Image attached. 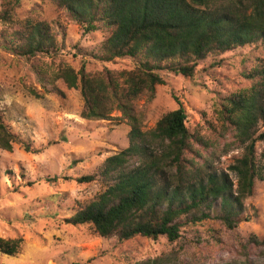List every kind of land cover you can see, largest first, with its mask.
<instances>
[{
  "label": "trees",
  "instance_id": "16d2710c",
  "mask_svg": "<svg viewBox=\"0 0 264 264\" xmlns=\"http://www.w3.org/2000/svg\"><path fill=\"white\" fill-rule=\"evenodd\" d=\"M50 1L65 23L79 26L84 34L104 35L100 53L93 56L102 68L89 70L88 60H80L77 67L61 62L53 70L30 63L21 78L24 88L36 99L42 94L61 99V88L77 90L83 100L81 119L105 121L118 112L129 126L127 147L103 162V192L91 202H76L65 225L86 227L92 237H115L120 243L136 237L175 242L181 228L210 217L228 230L236 229L255 182L264 180V154L259 160L255 155L256 141H264V132L257 134L256 129L264 121V62L243 73L251 82L247 90L233 92L220 103L219 136L231 134L232 143L244 151L228 166L234 179L213 170L209 159L200 164L193 158L208 145L200 134L202 126H188L183 108L163 113L153 129L143 131L135 103L140 96L154 97L155 88L164 83L162 73L191 81L209 56L244 47L264 49V0ZM21 2L5 1L0 23H11ZM20 25V31L2 37L3 50L34 61L40 55H55L60 43L64 46L65 29L59 20L25 19ZM123 60L135 66H107ZM203 124L212 128L209 121ZM18 143L30 151L0 115V150L11 152ZM216 206L217 214L212 215ZM20 243L19 238H0V253L15 256ZM138 264L170 262L160 256Z\"/></svg>",
  "mask_w": 264,
  "mask_h": 264
},
{
  "label": "rangeland",
  "instance_id": "374dc122",
  "mask_svg": "<svg viewBox=\"0 0 264 264\" xmlns=\"http://www.w3.org/2000/svg\"><path fill=\"white\" fill-rule=\"evenodd\" d=\"M5 1L0 0V12L6 8ZM15 13L11 23H0V115L30 151L22 143L14 144L11 152L0 150V238L21 239L19 253H0V264H138L160 256L170 264H264V245L260 244L264 240V180L255 182L234 230L210 217L181 228L175 242L165 237L157 241L136 237L120 243L115 237H92L86 227L65 225L64 218L73 213L76 202H91L103 192V162L127 147L129 126L118 112L105 121L81 119L83 100L77 90L60 87L61 99L29 95L21 78L28 74L30 63L53 70L61 62L77 67L80 60H88L89 70H100L102 65L93 56L100 53L104 35L84 34L79 26L65 23L50 0H22ZM25 19L59 20L65 29L64 46L60 43L55 55H40L34 61L3 50L2 37L20 31ZM262 62L263 48L244 47L207 57L191 81L162 73L164 83L155 88L154 97L140 96L135 103L142 130L153 129L163 113L183 108L188 126H202L200 134L208 145L201 148L200 157L193 158L200 164L209 159L213 170L234 179L228 166L244 151L232 143L231 134L219 136L220 103L233 92L247 90L251 82L243 73ZM217 63L220 67L209 68ZM107 66L130 69L135 62L123 60ZM256 129L257 134L264 132V121ZM263 154L264 141H256L257 159ZM260 163L264 167V159ZM82 177L93 180L78 183L76 179ZM212 213L217 214V206Z\"/></svg>",
  "mask_w": 264,
  "mask_h": 264
}]
</instances>
